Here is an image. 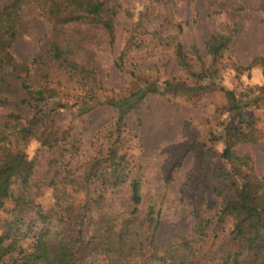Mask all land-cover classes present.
I'll use <instances>...</instances> for the list:
<instances>
[{
  "label": "rangeland",
  "instance_id": "1",
  "mask_svg": "<svg viewBox=\"0 0 264 264\" xmlns=\"http://www.w3.org/2000/svg\"><path fill=\"white\" fill-rule=\"evenodd\" d=\"M12 1L0 0V8ZM119 1L122 7L111 42L100 26L71 24L55 29L41 13L37 0H21L17 39L11 49L13 60L8 64L22 66L39 56L53 67L49 49L58 42L65 51L62 57L71 58L81 67V76L89 86L94 75L99 84L97 101L74 105L82 90H73L68 108L46 119L48 132H52L48 146L37 139L30 140L26 152L36 162L30 195L44 211H50L59 195L53 184L49 186L54 172L76 178L94 159L107 153L113 142L122 144L120 151L127 154L128 161L124 175L141 182V213L145 215L149 207L159 213V240L166 247L189 234L198 222L191 200L183 192L186 174L195 163L191 144L213 147L217 153L224 150L225 128L232 112L221 87L232 91L243 106L236 123L245 131L254 130L256 137L254 142L238 145L237 152L250 154L257 172L264 177V68L259 62L253 64L255 59L264 58V0H174V12L166 29L160 28L156 19L160 15L167 17L164 7L151 4L150 0ZM148 8L152 16L145 22L143 14ZM76 9L72 0H65L57 12ZM178 24L184 26L179 39L189 55L190 74L199 75V82L212 88L193 99L178 97L167 101L153 96L144 100L129 115L128 132L111 139L118 112L106 104V98L129 93L133 87L132 71L151 76L159 83L171 78L185 80L190 75L177 68L174 61L172 41L179 35L175 27ZM156 31L160 36L149 34ZM218 33L231 34L232 43L214 61L207 54L205 43ZM122 50L127 51V56L125 65L119 68ZM54 75L58 80L64 77L60 71ZM1 76L0 73V125L12 113H23L26 119H32L34 108L17 107L23 95L18 81L6 77L7 83L3 84ZM52 108V103H48L44 113L49 114ZM129 192L127 184L106 192L102 207L93 218L99 228L108 218L122 216ZM92 198L97 199V195ZM213 206V202L208 204L207 215L214 213ZM7 207H15V202L8 201ZM6 216L0 209V219ZM223 237L197 246L200 264H212L213 257L218 259L226 246Z\"/></svg>",
  "mask_w": 264,
  "mask_h": 264
},
{
  "label": "trees",
  "instance_id": "2",
  "mask_svg": "<svg viewBox=\"0 0 264 264\" xmlns=\"http://www.w3.org/2000/svg\"><path fill=\"white\" fill-rule=\"evenodd\" d=\"M37 1L41 13L55 29L71 24L100 26L114 42L122 7L119 0H72L77 9L62 14L57 9L65 0ZM150 2L168 12L166 18L162 15L156 18L160 28L166 29L174 12L171 7L174 0ZM21 4V0H14L0 8L1 81L6 84V77L18 81L23 95L17 107L34 108L36 113L32 119H26L23 113H12L0 125V209L7 213L0 219V264H200L196 258L197 246L222 235L225 249L218 259L211 258L212 264H264V177L257 172L253 157L238 154L236 149L238 145L254 142L256 137L254 130L245 131L236 123V115L243 106L225 87L219 90L229 98L232 112L225 128V147L217 153L213 147L191 144L195 163L186 174L183 192L191 200L198 222L178 242L166 247L160 244L159 213L154 207H149L145 215L141 213L142 184L124 175L127 154L120 151L122 144L115 142L76 178L68 179L63 172H54L49 186L53 184L59 195L53 209L44 211L34 202L30 192L35 184L36 162L29 158L27 145L37 139L48 146L52 132H48L46 119L68 108L73 90H82L74 105L79 101H97L99 84L94 75L89 86L88 80L81 76V67L71 58L62 57L65 51L58 42L49 49L53 67L39 56L22 66L9 65L13 60L11 49L17 39ZM151 16L148 8L143 14L145 22ZM175 27L179 35L172 41L174 61L177 68L190 74L189 55L179 39L184 26ZM149 34L160 36L157 31ZM231 43V34H213L205 49L216 61ZM126 56L127 51L122 50L117 67L125 65ZM258 62L264 68V58L255 59L253 64ZM59 71L64 77L58 80L54 74ZM131 77L133 87L127 95L106 98V104L118 112L109 135L111 139L128 132V117L144 100L153 96L167 101L178 97L193 99L212 88L199 82L202 77L194 73L185 80L171 78L162 83L134 71ZM190 78L193 80L189 83ZM48 103L53 108L46 115L44 107ZM126 184L130 192L124 213L108 218L99 228L93 218L100 211L106 192ZM17 186L19 189L15 190ZM10 200L15 202V207H7ZM211 202L214 213L207 215Z\"/></svg>",
  "mask_w": 264,
  "mask_h": 264
}]
</instances>
